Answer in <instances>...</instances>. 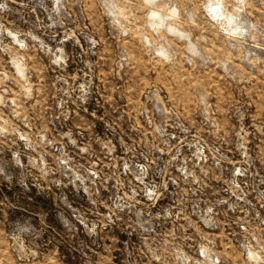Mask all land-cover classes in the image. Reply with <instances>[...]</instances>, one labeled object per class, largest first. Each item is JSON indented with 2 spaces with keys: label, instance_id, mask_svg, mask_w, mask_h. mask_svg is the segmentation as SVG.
<instances>
[{
  "label": "rangeland",
  "instance_id": "1",
  "mask_svg": "<svg viewBox=\"0 0 264 264\" xmlns=\"http://www.w3.org/2000/svg\"><path fill=\"white\" fill-rule=\"evenodd\" d=\"M155 2L0 0V264H264V0Z\"/></svg>",
  "mask_w": 264,
  "mask_h": 264
},
{
  "label": "clouds",
  "instance_id": "2",
  "mask_svg": "<svg viewBox=\"0 0 264 264\" xmlns=\"http://www.w3.org/2000/svg\"><path fill=\"white\" fill-rule=\"evenodd\" d=\"M221 7L224 8L226 11H230L233 14H238L244 11V8L241 5L233 6L231 3H228L227 0H221ZM142 11L146 16L152 17L155 20L161 21V26H163V21H172V23L167 25V33L166 35L161 34L160 39L164 40L165 43H168L167 37L169 36H180L181 38H186L185 33L181 31V29L186 28L189 24L193 26H198L195 20L191 22L185 21L183 19V14L186 9L182 7H176L174 9H169L167 5L159 6L155 0H144L142 5ZM100 12L103 13V9H100ZM200 9L195 8L193 10V15H199ZM120 15L127 19V16L124 14V10H120ZM203 39V37H197V40ZM154 45H159V41H153ZM162 47V45H159ZM206 51H211V49H206ZM152 59L159 65H164L168 63L166 57H163L159 50L155 51V54L152 56ZM191 64H195V61L192 60Z\"/></svg>",
  "mask_w": 264,
  "mask_h": 264
}]
</instances>
